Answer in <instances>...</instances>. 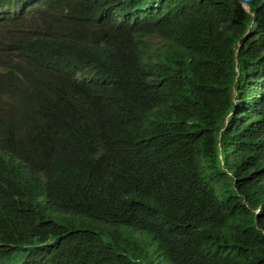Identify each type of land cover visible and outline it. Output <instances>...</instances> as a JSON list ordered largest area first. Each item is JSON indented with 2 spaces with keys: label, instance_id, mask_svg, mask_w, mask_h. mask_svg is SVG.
Here are the masks:
<instances>
[{
  "label": "trees",
  "instance_id": "obj_1",
  "mask_svg": "<svg viewBox=\"0 0 264 264\" xmlns=\"http://www.w3.org/2000/svg\"><path fill=\"white\" fill-rule=\"evenodd\" d=\"M0 264H264V0H0Z\"/></svg>",
  "mask_w": 264,
  "mask_h": 264
},
{
  "label": "clouds",
  "instance_id": "obj_2",
  "mask_svg": "<svg viewBox=\"0 0 264 264\" xmlns=\"http://www.w3.org/2000/svg\"><path fill=\"white\" fill-rule=\"evenodd\" d=\"M108 12L107 7H104L103 9L98 11V19L95 22H87V24L84 26V28L90 30V31H98L100 30L103 21H104V16ZM58 58L61 59V61H58ZM68 62L67 54H66V49L64 46H61V49L58 53V55L55 58V65H61V64H66ZM87 76L83 74H79L76 79L78 80H83L86 79ZM64 130L60 129H44V136L48 139H58L59 137L62 136Z\"/></svg>",
  "mask_w": 264,
  "mask_h": 264
}]
</instances>
